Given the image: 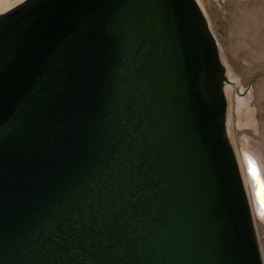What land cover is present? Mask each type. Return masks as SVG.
Listing matches in <instances>:
<instances>
[{"label": "water", "instance_id": "obj_1", "mask_svg": "<svg viewBox=\"0 0 264 264\" xmlns=\"http://www.w3.org/2000/svg\"><path fill=\"white\" fill-rule=\"evenodd\" d=\"M226 82L195 0L0 12V264H263Z\"/></svg>", "mask_w": 264, "mask_h": 264}, {"label": "rangeland", "instance_id": "obj_2", "mask_svg": "<svg viewBox=\"0 0 264 264\" xmlns=\"http://www.w3.org/2000/svg\"><path fill=\"white\" fill-rule=\"evenodd\" d=\"M195 1L216 42L227 81L229 141L238 162L242 154L252 155L264 174V0ZM253 219L264 264V218L253 213Z\"/></svg>", "mask_w": 264, "mask_h": 264}, {"label": "bare ground", "instance_id": "obj_3", "mask_svg": "<svg viewBox=\"0 0 264 264\" xmlns=\"http://www.w3.org/2000/svg\"><path fill=\"white\" fill-rule=\"evenodd\" d=\"M10 1L11 0H0V12H3L6 9L11 8L14 5L13 3H10ZM245 156H247V158L250 160L251 164L256 167V170L259 173L261 183L263 184V186H264V174H263V171L261 170L259 161L254 156L249 155V154H242V158L239 160V167H240L241 172H242L244 184L247 187V194H248L249 201L251 203L253 213H255V214L258 213L260 218H264V215H262L261 213L258 212V210H259L258 208L260 207L259 204L262 201L260 200L261 198L258 197L259 193H257V196H256L254 185L252 183V179L250 178L249 174L247 173L246 164H245ZM263 189H264V187H263Z\"/></svg>", "mask_w": 264, "mask_h": 264}]
</instances>
